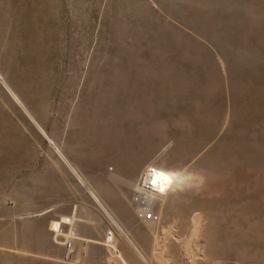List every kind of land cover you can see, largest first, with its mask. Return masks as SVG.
<instances>
[{"label":"rangeland","instance_id":"374dc122","mask_svg":"<svg viewBox=\"0 0 264 264\" xmlns=\"http://www.w3.org/2000/svg\"><path fill=\"white\" fill-rule=\"evenodd\" d=\"M0 264H264V0H0Z\"/></svg>","mask_w":264,"mask_h":264},{"label":"built area","instance_id":"2783aa9c","mask_svg":"<svg viewBox=\"0 0 264 264\" xmlns=\"http://www.w3.org/2000/svg\"><path fill=\"white\" fill-rule=\"evenodd\" d=\"M159 169L154 165L145 166L139 174L137 182V192L134 194V202L137 206V218L144 223H155L158 216L152 209L153 196L160 194L162 191ZM111 236V233H108ZM66 248H70L71 241L64 243ZM68 256L66 255L65 259Z\"/></svg>","mask_w":264,"mask_h":264},{"label":"bare ground","instance_id":"6f19581e","mask_svg":"<svg viewBox=\"0 0 264 264\" xmlns=\"http://www.w3.org/2000/svg\"><path fill=\"white\" fill-rule=\"evenodd\" d=\"M158 169H159V172H160V177H161V180H162L161 182H162L163 188H162V191L160 192V194L155 195L152 198H154V201L161 203L165 199V197L169 194V192L172 191L173 188L176 187V185L179 183L180 176H179V174L177 172L172 171L171 169L169 170V169L162 168V167H159ZM137 182H138V179H137ZM137 182H136V185H135V188H134V191H133L134 194L138 190L137 189ZM111 241H112V236H109L107 238L106 242L109 243ZM107 247H109L110 249L113 248V246L111 244H109Z\"/></svg>","mask_w":264,"mask_h":264},{"label":"crops","instance_id":"0c3cea01","mask_svg":"<svg viewBox=\"0 0 264 264\" xmlns=\"http://www.w3.org/2000/svg\"><path fill=\"white\" fill-rule=\"evenodd\" d=\"M50 209L49 208H47L46 210H44L43 212H41V214H44L45 212H48ZM79 210H80V208H79V206H75L74 207V205H72V207H71V210H70V212H69V219H65V220H67L68 221V224H69V226L71 227H74V225L76 226V225H84V226H88L89 224H90V219L87 217V216H84L83 215V213L82 214H80L79 213ZM72 220H71V219ZM74 218V219H73ZM64 220V221H65ZM66 221V222H67ZM63 223H61L60 225H62ZM52 230V229H51ZM80 240L81 239H84V240H87V241H90L89 240V237H87V236H84V234H81L80 235V238H79ZM67 241H72L70 238H68L67 240H65L64 241V243L65 242H67ZM64 243H63V246H64ZM71 247V246H70Z\"/></svg>","mask_w":264,"mask_h":264}]
</instances>
